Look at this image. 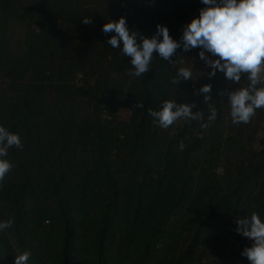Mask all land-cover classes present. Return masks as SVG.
I'll list each match as a JSON object with an SVG mask.
<instances>
[{"label": "trees", "instance_id": "16d2710c", "mask_svg": "<svg viewBox=\"0 0 264 264\" xmlns=\"http://www.w3.org/2000/svg\"><path fill=\"white\" fill-rule=\"evenodd\" d=\"M205 7L0 0V126L21 138L4 157L14 166L0 181V222L14 223L0 230V264L25 251L28 264H249L241 252L252 241L235 221L264 220V108L233 124L221 95L247 87V76L209 79L201 49L182 47L174 63L154 53L148 73L130 76L122 45L102 32L123 16L141 36L159 24L179 42ZM182 67L193 80L173 85ZM205 84L206 102L194 94ZM164 101H194L203 119L161 128L148 110Z\"/></svg>", "mask_w": 264, "mask_h": 264}, {"label": "clouds", "instance_id": "9594fccd", "mask_svg": "<svg viewBox=\"0 0 264 264\" xmlns=\"http://www.w3.org/2000/svg\"><path fill=\"white\" fill-rule=\"evenodd\" d=\"M207 7L202 8L197 18H193L183 28L181 40H174L169 29L163 25L156 26V33L147 38L130 30L126 19L122 16L117 21H109L102 27L107 35L114 33L107 41L113 48H120L125 56L130 58L134 71L128 75L141 77L149 72V65L153 54L169 63H174L173 57L177 49L182 47L184 52L199 48V59L205 62L211 71L207 73L209 79L216 76L217 71L223 73L232 83L239 84L242 75L249 81L247 87H240L235 91L221 92L227 94L230 104V115L233 124H248L256 115V110L264 108V0H201ZM84 24H91L92 20L84 19ZM162 37V39H161ZM209 54L213 58H209ZM181 79L193 80V73L189 68H179L176 76L171 79L173 85ZM194 94L204 96L208 101L212 94V85L205 84ZM136 107H143L136 104ZM196 103H181L164 101L160 110H148L154 122L159 127L167 129L174 122L184 119L202 120L203 114L194 112ZM210 120L215 119L216 109L209 105ZM201 128L207 124L201 123ZM21 147L18 134L0 126V181L13 168V164L4 159L11 147ZM183 150L184 144L180 143ZM12 219L0 222V230L9 229ZM237 233L252 241L250 247H245L241 255L246 257L249 264H264V220L256 212L250 217L235 221ZM30 253L25 251L15 257L14 264H28Z\"/></svg>", "mask_w": 264, "mask_h": 264}, {"label": "rangeland", "instance_id": "374dc122", "mask_svg": "<svg viewBox=\"0 0 264 264\" xmlns=\"http://www.w3.org/2000/svg\"><path fill=\"white\" fill-rule=\"evenodd\" d=\"M199 16V12L198 13H196L195 15H194V17L193 18H197ZM192 18V19H193ZM124 116L126 117L127 116V114H124Z\"/></svg>", "mask_w": 264, "mask_h": 264}]
</instances>
